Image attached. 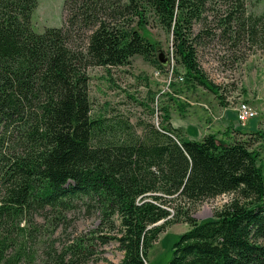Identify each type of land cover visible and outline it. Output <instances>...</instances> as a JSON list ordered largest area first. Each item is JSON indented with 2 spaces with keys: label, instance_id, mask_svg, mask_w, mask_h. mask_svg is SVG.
<instances>
[{
  "label": "trees",
  "instance_id": "1",
  "mask_svg": "<svg viewBox=\"0 0 264 264\" xmlns=\"http://www.w3.org/2000/svg\"><path fill=\"white\" fill-rule=\"evenodd\" d=\"M207 1L65 0L64 24L37 33V0H0V264H85L110 241L123 256L109 264H146L158 235L181 221L190 228L167 264H264L261 129L186 140L167 106L157 126L91 114L89 66H125L140 55L165 70L157 45L132 27L138 17L143 28L148 13L172 34L186 80L220 96L191 37ZM222 1L217 28L257 40L264 14L245 16L244 0ZM78 30L88 32L85 49L72 46ZM223 194L229 201L198 222L194 208ZM79 205L97 213L95 239L80 236L60 250L51 242L37 258L28 244L31 227L41 232L36 218L54 228Z\"/></svg>",
  "mask_w": 264,
  "mask_h": 264
},
{
  "label": "rangeland",
  "instance_id": "2",
  "mask_svg": "<svg viewBox=\"0 0 264 264\" xmlns=\"http://www.w3.org/2000/svg\"><path fill=\"white\" fill-rule=\"evenodd\" d=\"M64 1L37 0L31 17L32 29L41 33L47 27L62 26L66 17ZM206 8L203 23L193 24L191 37L196 39L195 42L193 40V45L195 43L199 68L208 80L219 87L220 96L186 80L183 67L173 56L172 34L163 30L152 14L148 13L143 28L140 29L138 17L134 18L132 27L147 41L157 45L166 61L165 70L156 74L158 67L145 61L140 55L133 56L130 64L125 66L109 69L89 66L86 73L89 77L92 116H116L119 119H129L133 124L140 119L156 126L163 115L160 110L162 106H167L170 122L176 123L183 121L184 112L192 111L193 105L200 107L203 114H209L215 106L235 111L237 103L244 100L253 107L256 115L243 123L238 122L242 126L253 122L257 129L264 132V32L255 41L243 34H239V38L238 33L224 35L217 25L227 7L222 0H208ZM262 14L264 0H244L245 16ZM203 29H209L212 35L202 33ZM87 33L78 30L71 41L72 46L85 49ZM198 35L200 36L197 37ZM232 133L231 139L239 136L234 129ZM217 134H224L223 130H219ZM260 164L264 170V145L260 147ZM229 199V194L205 199L194 208L193 216L198 222L211 219L214 212L220 210ZM98 220L97 213L88 212L84 205L67 212V219L54 228L48 220L36 218L41 225V232L35 233V228L31 227L33 237L28 243L30 250L36 251L37 258H41L51 242L60 250L80 236L95 239L92 232L97 227ZM189 228L190 225L183 221L167 226L152 244L146 264H167L177 238ZM98 248L100 252L85 264L118 263L123 256L116 241Z\"/></svg>",
  "mask_w": 264,
  "mask_h": 264
},
{
  "label": "crops",
  "instance_id": "3",
  "mask_svg": "<svg viewBox=\"0 0 264 264\" xmlns=\"http://www.w3.org/2000/svg\"><path fill=\"white\" fill-rule=\"evenodd\" d=\"M197 104L201 105V103ZM216 107L218 106H215L214 109H212V113L203 114V111L200 107L193 105L191 107L193 109L192 111L188 110L187 112H184L182 122L177 121L175 123L171 121V124L174 127L182 128V135L186 140H200L204 135L208 133H213L218 138L223 140L224 137L225 140H230L233 134V129L251 131L257 130V126L253 125V122H250L248 126H242L236 120L235 111L223 106L218 108ZM194 110H198L199 112L195 113ZM219 130H223L224 134H217Z\"/></svg>",
  "mask_w": 264,
  "mask_h": 264
},
{
  "label": "built area",
  "instance_id": "4",
  "mask_svg": "<svg viewBox=\"0 0 264 264\" xmlns=\"http://www.w3.org/2000/svg\"><path fill=\"white\" fill-rule=\"evenodd\" d=\"M160 72V70L156 71V74H158ZM182 76H180V80H182ZM235 111H236V118L237 121H239L240 123L245 122L247 119H250L252 117H255L256 112L253 109V107L246 101L242 100L239 101L235 107ZM158 122L156 123L157 126Z\"/></svg>",
  "mask_w": 264,
  "mask_h": 264
},
{
  "label": "water",
  "instance_id": "5",
  "mask_svg": "<svg viewBox=\"0 0 264 264\" xmlns=\"http://www.w3.org/2000/svg\"><path fill=\"white\" fill-rule=\"evenodd\" d=\"M162 57H163L162 53H159V55H158L159 63L162 64V65H165L166 61Z\"/></svg>",
  "mask_w": 264,
  "mask_h": 264
}]
</instances>
